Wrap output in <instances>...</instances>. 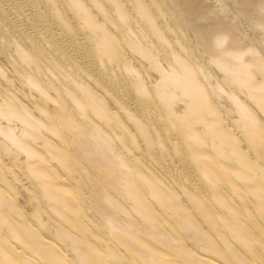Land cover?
<instances>
[{"label":"bare ground","instance_id":"bare-ground-1","mask_svg":"<svg viewBox=\"0 0 264 264\" xmlns=\"http://www.w3.org/2000/svg\"><path fill=\"white\" fill-rule=\"evenodd\" d=\"M0 264H264V0H0Z\"/></svg>","mask_w":264,"mask_h":264}]
</instances>
